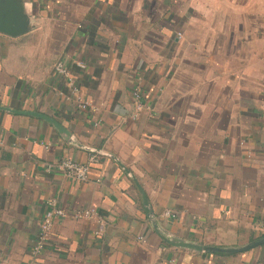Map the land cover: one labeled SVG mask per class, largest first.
I'll list each match as a JSON object with an SVG mask.
<instances>
[{
	"label": "crops",
	"instance_id": "0c3cea01",
	"mask_svg": "<svg viewBox=\"0 0 264 264\" xmlns=\"http://www.w3.org/2000/svg\"><path fill=\"white\" fill-rule=\"evenodd\" d=\"M22 3L29 31L0 34V264H264L188 247L264 238V0ZM91 156L84 182L59 169ZM48 201L64 216L33 258Z\"/></svg>",
	"mask_w": 264,
	"mask_h": 264
},
{
	"label": "built area",
	"instance_id": "2783aa9c",
	"mask_svg": "<svg viewBox=\"0 0 264 264\" xmlns=\"http://www.w3.org/2000/svg\"><path fill=\"white\" fill-rule=\"evenodd\" d=\"M77 66L79 68H83L81 64H77ZM53 73L57 79H63L71 82L69 78V71L62 61L55 62V64L53 65ZM69 85L73 94H76L74 85H72V83H69ZM133 96L135 99H138V93L136 91L133 92ZM77 102L78 107L81 110H85L88 107V104L86 102H82L79 98H77ZM96 162V156L89 157L88 162L86 164H79L72 160H64L59 165V169L64 173L67 178L75 182H84L87 180L90 166ZM83 215L86 217H90L92 214L88 211L85 212ZM63 216V211L56 206V203L54 201L47 202V210L44 212V215L41 221L39 222L38 232L33 244V249L31 251V255L33 256V258L38 257L44 250L48 242L49 235L53 230L54 223L56 222V220L61 219ZM164 216H172V214L170 212H165ZM102 231L103 227L100 226L98 233H101Z\"/></svg>",
	"mask_w": 264,
	"mask_h": 264
},
{
	"label": "water",
	"instance_id": "95a60500",
	"mask_svg": "<svg viewBox=\"0 0 264 264\" xmlns=\"http://www.w3.org/2000/svg\"><path fill=\"white\" fill-rule=\"evenodd\" d=\"M29 31V17L25 13L22 0H0V34L17 38ZM56 126V125H55ZM57 127V126H56ZM264 245V238L241 248H214L205 246L188 247L203 253L235 254Z\"/></svg>",
	"mask_w": 264,
	"mask_h": 264
}]
</instances>
